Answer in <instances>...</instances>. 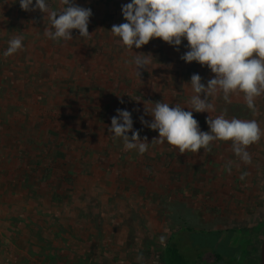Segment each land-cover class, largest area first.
I'll list each match as a JSON object with an SVG mask.
<instances>
[{"label":"rangeland","instance_id":"1","mask_svg":"<svg viewBox=\"0 0 264 264\" xmlns=\"http://www.w3.org/2000/svg\"><path fill=\"white\" fill-rule=\"evenodd\" d=\"M73 2L91 9V36L72 30L73 40L53 41L44 35L47 15L0 0V264H164L158 238L182 228L194 231L188 241L186 233L176 237L188 257L213 250L214 236L200 234L209 232H220L212 248L227 240L220 250L234 251L255 237L259 250L264 136L247 148L250 163L231 141L212 142L210 152L181 154L167 142L143 155L126 151L109 132L117 109L131 112L133 129L151 143L159 133L141 123L153 119L145 108L161 101L189 111L191 76L207 86L214 74L181 59L187 40L179 50L159 38L140 49L122 45L110 31L126 22L122 5L131 0ZM47 3L57 12L64 7ZM21 34L23 49L5 57L8 41ZM139 53L153 57L140 77L127 63ZM243 96L231 94V103L222 92L209 97L215 111H193L200 130L210 131L209 116L225 114L256 120L264 131V94L255 113ZM245 250L233 264H258V250L254 262Z\"/></svg>","mask_w":264,"mask_h":264},{"label":"clouds","instance_id":"2","mask_svg":"<svg viewBox=\"0 0 264 264\" xmlns=\"http://www.w3.org/2000/svg\"><path fill=\"white\" fill-rule=\"evenodd\" d=\"M60 3L64 7L57 12L50 10L47 0H35V4L33 0H19L22 10L38 9L47 15L50 25L44 31L47 38L71 41L72 30H78L80 37H90L91 9L77 5L73 0H60ZM122 15L126 22L114 24L110 32L127 49L132 50L133 46L140 49L159 38L179 50L182 40H187L189 50L181 59L206 66L214 78L205 86L199 74L191 76L190 87L194 95L189 101V111L179 104L170 106L161 101L155 102L151 109L145 108V114H150L153 119L149 122L142 116L141 123L159 133L151 143L147 142V137L142 140L140 132L133 129L131 112L121 109H117V115L111 118L109 132L114 138L123 140L126 151L136 150L140 155L148 151L150 144L167 142L183 154L198 153L201 149L210 152L212 142L231 141L235 155L250 163L247 148L264 136L256 120L228 119L225 114L214 119L209 116L206 123L210 131L205 132L200 130L193 111H215L209 97L222 92L228 103H231V94L243 93L247 107L256 112L255 100L264 94V0H131L122 5ZM23 40L22 34L14 35L3 55L8 57L22 50ZM152 61L151 54L139 53L127 63L135 65L140 77V70H147ZM129 132L131 137L127 135ZM227 170L231 171L230 164ZM245 175L242 174L241 179ZM158 239L165 245L167 236L161 235ZM137 260H143V256L138 255Z\"/></svg>","mask_w":264,"mask_h":264},{"label":"trees","instance_id":"3","mask_svg":"<svg viewBox=\"0 0 264 264\" xmlns=\"http://www.w3.org/2000/svg\"><path fill=\"white\" fill-rule=\"evenodd\" d=\"M23 163H24V159H23ZM180 232L186 233V236L184 237V239L186 238L185 240L188 241L187 240V237H188L187 234L188 233H193L194 231H193V229H190V228H183V229H181ZM180 232L171 235L170 241L163 248V253H164L163 254V260H164V262L166 264H194L195 263V259L192 260V257H188L186 255V253L181 249V246H180V243L181 242L180 241H177V239H176V237L178 238L181 235V234H179ZM200 234H202L203 237L206 236V235H208V234H212L214 236L212 242L210 243V244H212L211 245V248L213 247V245L217 241V238H219V236H220V232L200 233ZM242 240L244 242V239H242ZM255 241H256L255 240V237H253V241H251V243L253 245L251 244L249 246H247L246 244H245V246H243V243L241 242V246H242L241 248L243 249V251H242L243 254L245 253V251H246L245 248L247 247V249H249V251H251L252 254L254 253L255 256H257V250H258V248L253 243ZM220 243L221 244H219V245H221V246L223 244L226 245L227 244V240L226 241H223V242L221 241ZM216 250H219V249H216ZM236 250H238V249L236 248ZM219 251H221V250H219ZM234 251H230L229 250V252L226 251L225 253H226V255L228 257H230V254H232ZM198 254H200V252ZM216 256H217V258H221L222 257V254L220 252H217L216 253ZM255 256H254V261H256Z\"/></svg>","mask_w":264,"mask_h":264},{"label":"flooded vegetation","instance_id":"4","mask_svg":"<svg viewBox=\"0 0 264 264\" xmlns=\"http://www.w3.org/2000/svg\"><path fill=\"white\" fill-rule=\"evenodd\" d=\"M180 231H181V229L177 232H180ZM209 233H212V232H209ZM173 234H175V233H172L171 235H173ZM263 234H264V232H263ZM263 234H262L261 239H260V243H259L260 245H261ZM171 235L167 239V242L165 243L164 246H166V244L170 241ZM223 246H225V244ZM240 247H242V246L235 245L233 247L235 251L232 254H230V257H228L226 255L225 251H219L221 248V245L217 244L215 246V248H211L213 250H208L207 252H204V250H203V251H200V254H198L199 252H196L195 255L192 257V260L195 259L194 264H233V263H235L233 261H239L241 259V257L243 256V252L242 251L240 252V250H239ZM236 248L238 250H236ZM216 249H219V250H216ZM217 252H220L222 254L221 258H217V256H216ZM259 252H260V246H259V250H258V257H259ZM254 256H255L254 253L250 254V257H248L249 262H251L252 260L254 262ZM164 264H166V263L164 262ZM259 264H260V258H259Z\"/></svg>","mask_w":264,"mask_h":264},{"label":"water","instance_id":"5","mask_svg":"<svg viewBox=\"0 0 264 264\" xmlns=\"http://www.w3.org/2000/svg\"><path fill=\"white\" fill-rule=\"evenodd\" d=\"M259 258H260V264H264V234L260 245Z\"/></svg>","mask_w":264,"mask_h":264}]
</instances>
